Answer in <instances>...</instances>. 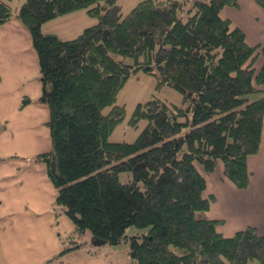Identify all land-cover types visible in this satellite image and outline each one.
I'll use <instances>...</instances> for the list:
<instances>
[{
	"label": "trees",
	"instance_id": "obj_1",
	"mask_svg": "<svg viewBox=\"0 0 264 264\" xmlns=\"http://www.w3.org/2000/svg\"><path fill=\"white\" fill-rule=\"evenodd\" d=\"M254 1L264 11V0ZM237 5L139 0L124 13L118 0H23L14 11L0 0V25L16 18L30 34L48 109L50 149L30 161L45 164L55 205L77 234L110 245L130 239L136 264H264V236L254 227L225 237L221 221L203 216L213 197L200 170L213 173L221 162L224 177L245 188L247 158L261 141L264 95L249 96L264 87V62L253 67L264 46H249L222 16ZM81 9L97 21L77 37L43 31ZM137 72L180 92L186 106L158 97L138 103L130 124L146 126L133 142L110 141L125 116L119 91ZM121 172L131 180L122 183ZM130 226L147 231L128 236Z\"/></svg>",
	"mask_w": 264,
	"mask_h": 264
},
{
	"label": "crops",
	"instance_id": "obj_2",
	"mask_svg": "<svg viewBox=\"0 0 264 264\" xmlns=\"http://www.w3.org/2000/svg\"><path fill=\"white\" fill-rule=\"evenodd\" d=\"M222 16L230 21L232 28H239L244 32L246 42L249 46H264V11L254 0H238L237 7L224 8L222 10ZM63 17L66 16L64 15ZM51 21L43 26V31L45 28L48 30L44 32L53 33L51 29L54 28V25L49 24ZM55 25L57 30L55 34L60 37L64 36V38H71V32L79 28L76 26L66 28L62 23ZM263 62L262 56L259 55L253 67L258 70L261 68ZM37 73V56L32 47L30 34L26 27L16 18L0 25L1 123L5 121L11 123L10 119L14 113L16 100L20 97L22 89L26 88L30 78L34 77ZM258 89L260 95L263 96L264 87H259ZM42 105L44 108L35 106L38 115L44 114V111L48 113L47 107L44 104ZM7 116L9 118H6ZM8 127L12 129L11 135L7 132V125L4 126L3 131H0V204L3 205H0V217L2 218L7 214L13 213L12 208L8 206L9 202H15L18 207L20 206L19 211L24 209L22 206L25 205L27 207L26 198L28 194L24 192H27L28 189L34 190L35 187L30 182L23 183L19 180L31 179H22L25 173L20 172V170L33 164L30 158L37 151L33 150L34 147L30 142L28 144L27 142L19 140L12 144V151L6 153L8 149L7 145L9 142L12 143L16 138L13 127L10 124ZM31 129L29 135L34 134L35 139H38V134L36 133H39L40 139L43 142L44 136L41 135L40 128L38 129L33 126ZM25 158L27 160L21 162ZM19 159L22 160L20 161ZM247 168L250 176L248 186L245 188L236 187L224 177L223 164L221 162H218L216 170L213 173H204L200 170L206 181L205 196L213 197L210 208L206 212L207 215H204V217L209 220L221 221L222 223L219 224L218 231L225 237H230L237 231L243 230L248 226L254 227L259 235L264 236V118L259 150L256 154L247 158ZM35 206L38 207V205ZM32 209L36 210L35 207ZM23 218L21 222L20 218L18 219L17 216H13L12 219L16 221L9 223L10 220H6L4 221L6 227H0V258L3 260V263L11 264L10 259L14 258L15 253L13 251L16 248V244L20 243V239H23L25 243L36 244L43 239L51 238V236H47L48 238L43 237L40 233V228L44 226V222L35 223V232L32 235H27L26 226L30 223L29 216L24 215ZM49 220L52 222L51 218ZM47 222L48 219L46 220ZM13 227L17 228L18 236L10 233ZM56 237L59 238V235L57 234ZM8 243H10V246L8 250H5L4 248ZM17 248L19 247L17 246ZM111 249L110 253H107L106 256L99 255L95 257H93V254L96 253L92 249L84 250L80 258L82 260L81 264H104L103 259L109 258L112 260L116 252L114 248ZM58 250L59 248L57 247V250L52 249V251L44 252L43 257L37 255L36 258L37 260H48L52 256H55L59 252ZM72 251H66L65 253L70 254ZM34 255L33 253L30 264L35 263L33 260ZM251 263L255 264V262ZM117 264H124L123 259L117 257Z\"/></svg>",
	"mask_w": 264,
	"mask_h": 264
},
{
	"label": "rangeland",
	"instance_id": "obj_3",
	"mask_svg": "<svg viewBox=\"0 0 264 264\" xmlns=\"http://www.w3.org/2000/svg\"><path fill=\"white\" fill-rule=\"evenodd\" d=\"M139 0H118V3L122 6V11L127 13ZM23 0H10V4L14 8V11H17ZM81 9L72 14L65 15L66 17L60 16V18L51 21L54 25V28L51 29L53 33H56V25L58 23H62L66 28L76 26L79 27L71 32V38H64V36L60 37V39H72L75 38L83 31V29L90 27L91 25L96 23V19L88 16L87 13ZM48 24V26H49ZM44 31H48L47 28ZM117 59H123L126 64H132L133 58L121 56H116ZM39 73H37L34 77L30 78L29 83L26 85V88L22 89L20 97L15 102L14 113L11 115L10 122L7 121L1 123L0 122V131L4 129V126L7 125V132L11 135L12 129L8 126L9 124L13 127L14 135L16 136L15 140L9 142L7 145L8 149L6 153H10L13 149L12 144L20 141L27 142L33 145L35 155L39 152L49 151L50 142L48 137V131L46 126L44 125L45 120L47 119L48 113L44 111V114L38 115L36 113L35 106H39L44 108V106L39 102V97L42 93V85ZM158 97L161 100L174 104L177 106L185 107L186 104L182 102V95L180 92L170 87L169 85L163 84L158 85L157 79L153 75L145 74L143 72H137L130 76L125 85L119 91L116 104L123 105L125 108V116L123 121L113 130L111 133L109 140L113 142H133L137 135L141 132V130L146 126V120H141L138 122L136 126L130 124V119L132 113L138 103H144L147 100ZM261 97L260 93L252 94L249 96L251 100H255ZM28 99L29 104L20 108L23 102ZM6 118H9L7 116ZM185 118H183L184 120ZM188 119H190V114H188ZM35 126L41 130V135L43 137V142L40 139V135L38 134V139H35L34 134L29 135V131H31L32 127ZM47 133V134H46ZM48 141V143H47ZM20 161L22 159H19ZM27 160L23 159L24 162ZM13 162V161H12ZM31 164V163H30ZM20 172H24L25 175L22 176V179L31 178L29 180H19L23 183L30 182L35 185L34 190L28 189V196L26 198V206L22 211L20 210V206L14 202H9L8 206L12 208L13 213L7 214L5 217H0V227L5 228L6 223L4 221L10 220L9 223L16 221L12 219L13 216H17L20 218L22 222V218L24 215L29 216L28 225L26 226L27 235H32L35 232L34 225L38 222H44V226L40 228V233L43 237L51 236L50 239H43L36 244L25 243L23 239H20V243L16 244V248H14V258L10 259L11 264H30L33 260L37 264H81V254L84 250L92 249L94 253L93 257L103 255L106 256L107 253H110L111 248H114L116 252L113 255L112 260L109 258L103 259L104 264H117V257L123 259L124 264H136L135 260L131 259L129 256V247H130V239L123 241L121 244L110 245V244H102V245H93V240L90 231H85L84 234H77L74 231V226L72 221L65 215L56 205H55V196L56 189L49 181L46 173V167L44 163H33L29 165L27 168H23ZM119 179L122 183H127L131 180V174L129 172H121L119 174ZM2 205V204H0ZM35 205H38L35 206ZM3 206V205H2ZM33 207L36 210L32 209ZM42 209V210H41ZM24 210V212H23ZM207 215L206 212L203 213V216ZM52 219V222L49 219ZM24 219V218H23ZM48 222L46 223V220ZM146 232V229H138L134 226H130L126 230V234L128 236L136 235L140 232ZM59 238H57V234ZM11 234L18 236L17 228L11 229ZM54 234V235H53ZM48 238V237H47ZM23 241V242H22ZM76 243H80V246L76 247ZM10 243L5 246V250H8ZM17 246L19 248H17ZM59 248V252L52 258L45 260H37V255L43 257L44 252L57 250ZM75 247V248H73ZM70 248V249H69ZM69 249V250H67ZM73 250L72 253L66 254L65 252ZM82 250V251H81ZM65 251V252H64ZM68 253V252H67ZM62 254V255H61ZM17 256V257H16ZM120 261V259H119ZM131 262V263H130ZM251 262H255V264H259L257 261L253 260ZM249 262L248 264H252ZM34 263V264H35ZM0 264L3 263V260L0 258Z\"/></svg>",
	"mask_w": 264,
	"mask_h": 264
},
{
	"label": "water",
	"instance_id": "obj_4",
	"mask_svg": "<svg viewBox=\"0 0 264 264\" xmlns=\"http://www.w3.org/2000/svg\"><path fill=\"white\" fill-rule=\"evenodd\" d=\"M93 244L94 245H102V244H104V242L101 240H94Z\"/></svg>",
	"mask_w": 264,
	"mask_h": 264
}]
</instances>
